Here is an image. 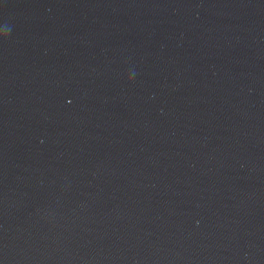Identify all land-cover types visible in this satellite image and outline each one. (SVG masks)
I'll list each match as a JSON object with an SVG mask.
<instances>
[{"label": "water", "instance_id": "obj_1", "mask_svg": "<svg viewBox=\"0 0 264 264\" xmlns=\"http://www.w3.org/2000/svg\"><path fill=\"white\" fill-rule=\"evenodd\" d=\"M0 264H264V0H0Z\"/></svg>", "mask_w": 264, "mask_h": 264}]
</instances>
